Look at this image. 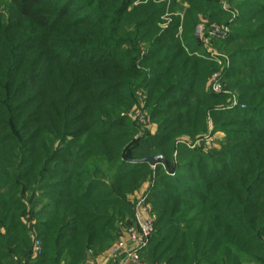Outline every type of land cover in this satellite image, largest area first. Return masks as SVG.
<instances>
[{"label": "trees", "instance_id": "16d2710c", "mask_svg": "<svg viewBox=\"0 0 264 264\" xmlns=\"http://www.w3.org/2000/svg\"><path fill=\"white\" fill-rule=\"evenodd\" d=\"M65 1L11 0L10 19L0 16V264H84L89 254L111 248L121 236L120 224L134 222L130 196L153 181L147 162L129 161L160 153L172 164L177 138L204 134L210 104L216 101L204 90L215 65L195 55L202 49L196 30L201 19L224 22L221 0H187L184 18H173L163 35L156 34L154 21L165 5L144 6L149 14L136 26L148 29L142 40L154 30L144 43L147 72L135 68L140 38L105 33L103 39V26L75 18L72 0ZM81 1L91 2L89 7L96 2ZM127 2L108 0L105 9L121 21L126 11L121 14L120 7ZM255 10L244 11L264 17V11ZM180 24L182 39L176 35ZM260 24L259 31L264 21ZM263 31L247 39L259 41ZM84 32L91 39L101 37L92 40L101 45V59L66 63L65 57H80L86 49ZM105 44L108 51L103 52ZM125 44L130 47L120 52ZM256 51L245 60L239 58L242 53L232 54L226 77L244 87L240 100L250 97L249 104L263 109L264 76L263 81L253 78L259 77L254 68L264 66V58H257ZM137 88L147 91L159 133L133 142L132 132L121 130L124 122L112 114L134 105ZM248 115L242 116L237 137L230 138L237 149L206 156L179 150L189 172H179L176 179L188 183L190 198L187 191L160 197L158 232L144 249L146 262L264 264V121ZM78 136L82 144L73 149ZM66 138L71 141L63 153L55 144ZM213 157L224 162L217 166ZM158 168L163 176L164 168ZM35 228L44 253L32 259Z\"/></svg>", "mask_w": 264, "mask_h": 264}, {"label": "rangeland", "instance_id": "374dc122", "mask_svg": "<svg viewBox=\"0 0 264 264\" xmlns=\"http://www.w3.org/2000/svg\"><path fill=\"white\" fill-rule=\"evenodd\" d=\"M10 1L11 0H0V16H2L3 18L6 17L10 19ZM68 1L71 0H66L65 2ZM107 2L108 0H96L92 7H89L91 2L85 3L81 0H78L76 2L74 1L73 3L72 0L71 8H76L77 10V13L74 14L75 18L82 16L83 19L88 20L90 23L97 24L98 26H103L100 27L104 32V34L101 35L103 39L108 38L105 36V33H108L110 35V38L118 35L123 37V39L130 38V40H137V38H140V43H137L138 58L135 62V68L143 72L148 71V67L146 68V66L144 65L145 63L142 62L144 56L146 55V47H144V43H146V40L148 38H151L154 32V30L151 32V30L149 29L151 32L149 35L151 36L148 38L145 37V40H142L144 39L143 36L148 29L144 27H141V29H137L138 27L136 26V24L141 22V20H143L144 18H147L149 14V10L145 11L144 6H149L150 2H152V6L156 5L157 7H159L165 5L166 9L161 17H159L157 21H154L156 24L155 27L157 28V31L155 32L158 35H163L169 30L168 28L174 22L173 18L177 17L182 20L184 18V11L189 6L187 0H128L124 8L120 7L121 14L122 12L126 11V17H122V20L120 21L119 14H114L105 9V4ZM78 6H82L84 8H77ZM176 6H181L182 8H184V10L180 9V7L175 8ZM220 7L227 13L226 17H224V22H209L201 19L202 22L198 24V28L196 30V36L198 39V41L196 40V45L198 46V48L202 49L198 52H195V55L200 57L201 59L210 60L212 64L215 65L214 72L209 78L206 79L204 85L205 92L208 95L212 96V98L216 99V101L210 104L212 105L210 107L212 109H210L207 113L208 118L206 132L204 134L195 136V138H191L187 135L178 137L174 152L172 154V164L169 165L163 164L162 162L160 163L161 167L165 170L164 175L158 176L159 168L156 169V166H151L153 170V181H148L142 184L141 188L139 190H136L134 194L130 196L131 199H134V206L140 196H146L148 216L151 217L154 222V231L147 247L150 245L151 240L156 239V234L158 232L156 219L158 216L159 200H161V198L163 200L170 199L171 195H176V192L178 191H187L188 198H190V188L188 187V183H181L178 179H176V176L179 172H184L185 174L186 172H189V169H185L184 166L187 162V159L185 158V156L182 157V159L179 158V150H181L182 147H186L190 150V152H195V154L197 155H212V153H210L212 151H222V149L224 148L233 147L234 143L230 142V138L237 137L236 134L238 133L239 128L238 124L243 118L242 116L249 114L248 116H250V119H257L259 120V122L264 121V108L260 109V105L258 103L249 104L250 97H248V101L240 100L239 96L241 94V91L244 90V87H235L233 83L236 79L226 77V75L233 68V61L231 58L232 54L236 52L242 53L239 58L245 60L248 58V56H253L250 55L251 50L256 51L257 49L260 51V55L257 56V58H264V36L259 41L255 39L253 41L252 39H247V37L249 38V36L252 37L259 34L264 29L263 28L261 31H259L262 26V24L260 23L264 21V17H260V15L257 16L255 13L251 16V14H246V12L244 11L249 10V8H254L258 12H263L264 0H221ZM137 10L140 11L139 14ZM80 12L83 13L80 14ZM241 15H249L250 17L244 22L242 21L240 23L238 18H241ZM106 16L109 18V20H103V18H105ZM177 31L179 32V34L176 35H178L179 38L182 39V37H180L182 24H180ZM84 34H86V32H84ZM236 34L238 35L235 36ZM101 37L91 39L88 36L89 39H87L89 41L83 47L84 49H86L83 50L82 54H80L81 56L78 55L80 57L76 58L72 57L71 55L65 57L64 61L69 64H81L87 60L92 61L94 58L101 59L98 58L101 54L98 51L101 45H96L92 41L100 39ZM109 44L110 43H108L107 45ZM107 45L105 44V46H103V48H105L103 52L108 51V47H106ZM129 47L130 45L125 44L119 47V51L121 52L123 48L127 49ZM188 52H190V50H188ZM106 59L107 57H105L104 60ZM254 69L256 73H258L259 77L257 79L253 78V80L263 81L264 66H257ZM244 72H249V68L245 69ZM216 82L220 84L219 90H214V85ZM250 82H252V79H250ZM146 92L147 91L144 88H137L136 91H134V95H132L135 101L134 105L128 110L121 112L115 111L112 114L114 118H117L119 121L124 122L123 128L121 130H130L132 132L133 142L139 141L146 136H155L159 133L158 124L151 119L149 114ZM250 109L251 111H249V113H246L247 110ZM259 110H262V115L261 113H259ZM131 124L134 125L135 129L131 128ZM235 138H233V140H235ZM77 140L78 142L74 145L73 149L79 148V146L82 144L80 136L77 137ZM70 141L71 138H66L61 143L56 142L55 146L57 148L62 147L64 153L67 148L66 145L69 144ZM238 145L239 144L235 145L233 148L237 149ZM131 146L132 144H130V149L132 148ZM213 158L217 160V166L221 165L220 162H224L220 161L218 157ZM142 159H132L129 161V163L138 164L142 162ZM186 202L188 205H190V200L187 199ZM35 223L36 219H34V224ZM132 224L133 220H128L123 224L121 223V230L123 231L124 228ZM183 226L181 227L184 228ZM34 236L39 237L37 228H35V233L32 236V240Z\"/></svg>", "mask_w": 264, "mask_h": 264}, {"label": "built area", "instance_id": "2783aa9c", "mask_svg": "<svg viewBox=\"0 0 264 264\" xmlns=\"http://www.w3.org/2000/svg\"><path fill=\"white\" fill-rule=\"evenodd\" d=\"M220 84L215 83L214 90H219ZM154 222L148 216L146 196H140L134 206V222L122 231L118 241L110 249L112 264H146L141 253L147 247ZM44 253L42 241L36 236L32 240V259L39 258ZM35 264V263H34Z\"/></svg>", "mask_w": 264, "mask_h": 264}, {"label": "crops", "instance_id": "0c3cea01", "mask_svg": "<svg viewBox=\"0 0 264 264\" xmlns=\"http://www.w3.org/2000/svg\"><path fill=\"white\" fill-rule=\"evenodd\" d=\"M121 229H122V227H120V230ZM121 234H122V230L120 232V235ZM110 249L111 248H107L102 253H100V254H98L96 256L89 254L88 255V260L84 264H112V259L110 257ZM144 252H145V250L141 253V257H142V259L144 260V262L146 264H150V263L146 262V260L144 258ZM34 263H36V262H32L31 261V263H27V264H34ZM62 264H64V263H62Z\"/></svg>", "mask_w": 264, "mask_h": 264}, {"label": "water", "instance_id": "95a60500", "mask_svg": "<svg viewBox=\"0 0 264 264\" xmlns=\"http://www.w3.org/2000/svg\"><path fill=\"white\" fill-rule=\"evenodd\" d=\"M142 162H147L150 166L154 167L161 162L167 164V160L163 155L157 154L153 156L145 157L141 160Z\"/></svg>", "mask_w": 264, "mask_h": 264}]
</instances>
